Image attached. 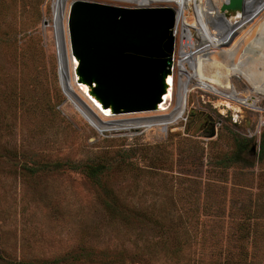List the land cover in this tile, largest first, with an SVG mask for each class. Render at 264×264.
<instances>
[{
	"label": "rangeland",
	"instance_id": "obj_1",
	"mask_svg": "<svg viewBox=\"0 0 264 264\" xmlns=\"http://www.w3.org/2000/svg\"><path fill=\"white\" fill-rule=\"evenodd\" d=\"M72 1L0 0V264H264V89L232 74L233 61L230 86L208 68V77H190L180 117L163 124L179 103V73H197L202 49L217 59L203 42L230 30L220 46L229 55L248 26H235L238 17L264 0L228 16V0H182L175 105L116 114L75 81ZM263 22L264 10L254 24ZM176 60L187 61L178 75ZM227 98L230 108L220 104ZM239 143L246 152L236 154ZM100 163L110 169L92 176Z\"/></svg>",
	"mask_w": 264,
	"mask_h": 264
},
{
	"label": "water",
	"instance_id": "obj_2",
	"mask_svg": "<svg viewBox=\"0 0 264 264\" xmlns=\"http://www.w3.org/2000/svg\"><path fill=\"white\" fill-rule=\"evenodd\" d=\"M243 1L228 0L221 10L241 11ZM175 16L166 6L70 3L66 22L74 78L98 108L108 114L160 109L173 71Z\"/></svg>",
	"mask_w": 264,
	"mask_h": 264
},
{
	"label": "bare ground",
	"instance_id": "obj_3",
	"mask_svg": "<svg viewBox=\"0 0 264 264\" xmlns=\"http://www.w3.org/2000/svg\"><path fill=\"white\" fill-rule=\"evenodd\" d=\"M179 2H181L180 5H179L180 7L178 6V4H179L178 0H176V3H175L176 4V6H175V11H176L175 28L177 29V31H178L179 21L181 19V17H180L181 9H183L182 8V3H183L182 0H180ZM150 4L151 3H149L147 5H137V6H148ZM244 5H245V0H244V3H243V8H244ZM250 5H251V3H250ZM258 7H260V8L257 9ZM201 8H203V7H201ZM243 8H242L241 11H243ZM204 9H206V8H204ZM263 10H264V1H263V4H259V5L255 6V7L253 6L252 9L250 8L246 12V14L240 15L238 17L237 21H236L237 22L236 24H234L232 22L235 26L239 25V24H242V23H243L242 26H244L245 24L248 25V26L245 29L242 27V29H241L242 30V36H241L240 39H237L235 41V43L233 44V46L231 48L228 49L229 55H226V53L224 54L221 51L220 46L222 44L226 43L225 40L228 38V36H229V34L231 32L230 30L225 32L224 34H221L220 32H217L216 36L213 37V35H212V36H210V38L207 35L209 40H206L205 42H203V44H206V43H208V41L209 42L211 41L210 42V47H211V49H215V51H216L215 54L217 55V59H213L211 57V51L206 50V49L205 50L202 49V50L199 51L200 55H199V58H198V61H197L198 63L197 64L195 63V67H196L195 71L197 73L196 74L179 73L182 76L181 77L182 83H181V87H180V90L182 91V93L181 94L179 93V97H178L179 98V103H178V106L175 108V110L170 115V117L165 119L163 124L173 123L177 118L180 117V115L184 112V109L186 107L187 96H188V92H189V84L188 83L190 81L189 80L190 77H193V78H194V76H196V77H198V76H207L208 77V74L206 73V71L209 73L208 68L212 71V73H211L212 76L215 75V74H219V75L223 74V77H222L223 79L221 80V82L224 81V84H226V86H230L231 85L230 61H233V64H232V71L233 72H232V74L234 72H236L235 74L238 73V74H242L244 76L247 75V76H249V78L253 79L256 83H258L260 88L264 89V22L262 24H260V25L254 24V20L256 19V17ZM233 11H236V10H233ZM233 11H226L225 10L223 12H225L226 14H227V12H229V14H235L236 12L234 13ZM200 12H201V10H200ZM200 12H199V14H200ZM195 15H197V13ZM202 20H203V18H202ZM194 21H195V19H194ZM201 23H203V22H201ZM234 25H233V27H234ZM205 38H207V37H205ZM253 40H254V45L253 46H250L246 50L242 49L245 44H248V43H250ZM184 42L188 44L187 46H185V52L189 53V47L191 46V43L189 41L186 42L185 40H184ZM227 43H228V41H227ZM192 45L196 46V43L192 42ZM206 46H208V45H206ZM184 55H186V54H184ZM237 56L240 57V61H241L240 64L236 61L235 57H237ZM186 62L187 61L184 60L182 62V64L181 63L179 64L178 60L175 61L174 65H175V67L177 69V75H178V72L180 70V66H182V65L184 66V64ZM75 65H76V61L74 62V66ZM60 69H61V67H60ZM167 81L169 82L170 86H169L168 92L163 97V103L160 106L161 110H163L164 108L167 109V108L172 107V106L175 105V97H176V95L174 97V88H173L174 82H173L172 76L168 77ZM203 82L204 81L201 80V82H200L201 87L202 86L205 87V85L202 84ZM228 82H230V83L228 84ZM78 84H81V87H83L84 90L87 92V87L85 86V84H83V83H78ZM179 84H180V82H179ZM234 99H235V97H234ZM233 103H234L233 98H227V99H225V100L220 102L221 105H224L227 108H230L231 106H233ZM101 110H104L106 113H108V110H106V109H101Z\"/></svg>",
	"mask_w": 264,
	"mask_h": 264
},
{
	"label": "trees",
	"instance_id": "obj_4",
	"mask_svg": "<svg viewBox=\"0 0 264 264\" xmlns=\"http://www.w3.org/2000/svg\"><path fill=\"white\" fill-rule=\"evenodd\" d=\"M246 148H247L246 144H240L239 143V146H238V150L239 151L236 154L246 152ZM259 148L261 150H264V132L261 135V139H260V142H259ZM248 151H251V149H249ZM108 169H110V165L109 164H103V163L93 164L89 168V173L92 176H97L100 172H102L104 170H108ZM123 218L125 219L126 215H124ZM173 252H175V250H173Z\"/></svg>",
	"mask_w": 264,
	"mask_h": 264
},
{
	"label": "built area",
	"instance_id": "obj_5",
	"mask_svg": "<svg viewBox=\"0 0 264 264\" xmlns=\"http://www.w3.org/2000/svg\"><path fill=\"white\" fill-rule=\"evenodd\" d=\"M260 7H258L257 9H259Z\"/></svg>",
	"mask_w": 264,
	"mask_h": 264
}]
</instances>
